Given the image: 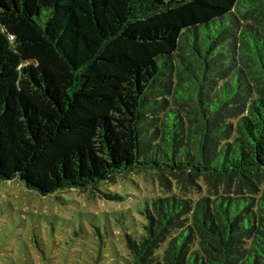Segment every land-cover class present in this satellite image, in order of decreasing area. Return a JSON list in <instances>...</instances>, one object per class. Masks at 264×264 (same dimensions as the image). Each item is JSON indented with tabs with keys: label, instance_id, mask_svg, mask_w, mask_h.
<instances>
[{
	"label": "trees",
	"instance_id": "1",
	"mask_svg": "<svg viewBox=\"0 0 264 264\" xmlns=\"http://www.w3.org/2000/svg\"><path fill=\"white\" fill-rule=\"evenodd\" d=\"M144 173L209 194L147 199L127 264H264V0H0V182Z\"/></svg>",
	"mask_w": 264,
	"mask_h": 264
},
{
	"label": "rangeland",
	"instance_id": "2",
	"mask_svg": "<svg viewBox=\"0 0 264 264\" xmlns=\"http://www.w3.org/2000/svg\"><path fill=\"white\" fill-rule=\"evenodd\" d=\"M170 179L162 185L156 174H132L101 190L72 189L46 197L19 179L2 181L0 264H127V235H140L148 225L139 212L147 199L185 194L195 200L198 193L209 194L203 181L201 189L185 193Z\"/></svg>",
	"mask_w": 264,
	"mask_h": 264
}]
</instances>
